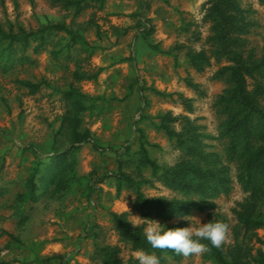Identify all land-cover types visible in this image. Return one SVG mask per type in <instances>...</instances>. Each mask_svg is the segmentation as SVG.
Returning <instances> with one entry per match:
<instances>
[{
  "label": "rangeland",
  "instance_id": "rangeland-1",
  "mask_svg": "<svg viewBox=\"0 0 264 264\" xmlns=\"http://www.w3.org/2000/svg\"><path fill=\"white\" fill-rule=\"evenodd\" d=\"M84 1L87 5L75 12L61 0H0V27L5 31L64 22L86 41L73 42L66 33L53 31L35 52L37 40L27 48L16 43L11 50L0 40V261L103 264L99 247L105 245L119 246L117 257L123 262L134 259L140 250L120 238L110 212H127L131 224L143 228L149 221L142 220L146 218L135 208L134 188L123 182L117 194L116 173L121 168L135 180L149 178L141 184L147 196H182L138 160L137 127L145 131L149 155L159 164L173 165L183 158L176 143L155 128L157 115L167 111L193 120L205 150L228 165L231 189L210 198L211 206L181 216L187 220L174 223L177 216L149 220L165 227L225 220L230 233L224 249L241 244L252 247L253 256L258 248L264 250L235 214L248 192L237 180V162L225 158L224 139L219 136L224 116L217 99L229 84L216 71L230 62L212 55L209 0H105L103 5L99 0ZM239 1L249 22L243 52L261 59L264 4ZM141 17L154 25L149 39L170 52L148 46L137 26ZM124 29L128 31L123 34ZM194 51L210 57L202 70L189 63ZM257 81L264 84V76L248 77L249 88ZM154 89L174 94L162 96ZM70 90L84 95L82 109L68 97ZM171 125L181 129L180 121ZM74 129L88 130L98 148L90 140L74 142ZM36 165L37 200L28 206L17 197L26 190V179ZM254 232L264 239V226ZM160 264L214 263L204 255H181L167 256Z\"/></svg>",
  "mask_w": 264,
  "mask_h": 264
},
{
  "label": "trees",
  "instance_id": "trees-1",
  "mask_svg": "<svg viewBox=\"0 0 264 264\" xmlns=\"http://www.w3.org/2000/svg\"><path fill=\"white\" fill-rule=\"evenodd\" d=\"M103 5L105 0H99ZM65 7L74 8L80 12L87 3L84 0H61ZM264 4V0H260ZM206 17L212 24L213 48L212 55L219 59L225 57L230 63L222 65L217 75L225 76L228 86L218 96V111L223 114L219 124V136L224 139L225 158L228 161L237 162V180L248 196L240 203L235 214L238 223L247 231H253L256 239L264 244V239L257 236L255 229L264 226V212L261 206L264 203V103L261 101L264 95V84L257 81L252 89L248 85V77L264 76V57L252 59L245 55L243 46L246 42L244 34L248 31L249 22L246 20L244 10L239 0H209ZM137 26L149 47L160 52H170L159 47L158 43L149 39V34L154 30V25L146 17L137 21ZM53 31H62L76 40L86 42L84 37L76 30L70 28L64 22L49 23L37 29H25L20 27L17 31H5L0 27V40L6 41L5 49H13L14 44H23L27 48L31 41L37 40L33 45V51L37 52L46 40V34ZM128 29H124L123 34ZM210 62V57L203 51L189 53V63L197 70ZM29 86L33 83L26 82ZM195 86L193 83H188ZM154 91L162 96H172L174 93L164 92L157 89ZM76 92V93H75ZM68 97L74 99V106L82 109V95L79 91L70 90ZM77 95L78 97H75ZM182 98V95H179ZM185 105L190 108L186 99ZM158 120L154 122L155 128L162 130L170 140L184 152L183 158L173 165L159 164L149 155L145 131L137 127L138 131V154L142 166L151 170V175L159 180L164 186L179 191L181 197H167L164 195L147 196L141 189V184L150 182L149 178L135 180L130 174L119 168L116 173L117 189L119 194L121 184L134 188L135 208L140 211L141 216L146 219L159 217L169 219L173 216H183L195 209H204L211 206L210 198L221 193H227L231 189V175L227 164H223L219 156L204 148L201 133L197 125L187 115L177 116L170 111L157 115ZM180 121L181 129L177 130L171 125ZM74 142L80 144L90 140L97 147L88 130L80 132L74 129ZM54 158H56L54 156ZM48 171H51L49 168ZM40 167L36 165L26 179V190L18 194L17 200L22 204L31 206L37 200V175ZM116 231L120 238L129 243L133 250H143L146 253H154L160 262L166 260L167 256L180 258L172 251H160L153 249L143 235V225L134 227L127 218V212H110ZM223 222L226 223L224 220ZM169 225L166 227H175ZM3 232H6L3 230ZM11 238L14 236L8 233ZM208 244L210 251L203 254L214 264H264V250L258 248L257 254L253 256L251 248H245L241 244L224 249L214 248L206 240L201 241ZM103 264H139L136 258L127 262L121 261L117 254L119 246L105 245L99 247ZM13 261H18L14 259ZM10 261H0V264H8Z\"/></svg>",
  "mask_w": 264,
  "mask_h": 264
},
{
  "label": "clouds",
  "instance_id": "clouds-1",
  "mask_svg": "<svg viewBox=\"0 0 264 264\" xmlns=\"http://www.w3.org/2000/svg\"><path fill=\"white\" fill-rule=\"evenodd\" d=\"M184 217L177 216L174 223ZM142 219V218H141ZM149 221L144 228L143 235L148 244L153 249L160 251H172L183 257L201 256L210 251L208 244L201 241H208L214 248H221L229 240L230 226L223 221H208L198 227L191 224L186 227H165L159 221L142 219ZM134 227L137 224L132 223ZM135 258L139 264H160L159 258L154 254L146 253L143 250L137 251Z\"/></svg>",
  "mask_w": 264,
  "mask_h": 264
}]
</instances>
